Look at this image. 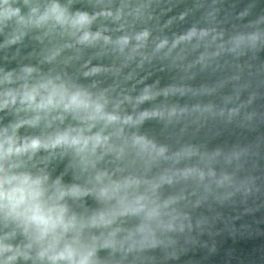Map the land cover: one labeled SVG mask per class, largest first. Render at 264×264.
Listing matches in <instances>:
<instances>
[{"label": "clouds", "instance_id": "obj_1", "mask_svg": "<svg viewBox=\"0 0 264 264\" xmlns=\"http://www.w3.org/2000/svg\"><path fill=\"white\" fill-rule=\"evenodd\" d=\"M0 264H264V0H0Z\"/></svg>", "mask_w": 264, "mask_h": 264}]
</instances>
